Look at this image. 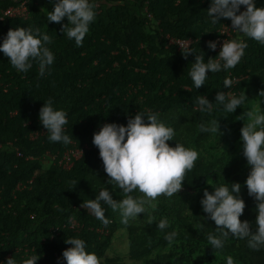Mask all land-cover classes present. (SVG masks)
<instances>
[{
	"label": "trees",
	"instance_id": "1",
	"mask_svg": "<svg viewBox=\"0 0 264 264\" xmlns=\"http://www.w3.org/2000/svg\"><path fill=\"white\" fill-rule=\"evenodd\" d=\"M24 1L26 15L4 11ZM95 19L81 46L61 32L60 23L47 19L49 0H0V40L9 28L39 27L52 37L48 45L54 62L43 76L38 66L17 72L0 52V261L13 257L22 264L38 255L35 264H66L62 250L69 236H79L100 264H264V247L254 250L246 239L224 237L221 249L211 248L207 234H218L214 221L203 212V190L238 182L245 207L241 220L255 231V201L244 183L250 166L242 154L240 128L247 111L259 105L264 89V44L242 37L248 44L240 62L231 69L207 73L205 84L192 85L188 69L197 53L205 60L219 50L206 42L228 18L213 24L207 15L210 0H93ZM264 6V0H255ZM241 6L240 10H243ZM167 35L191 38L194 52L184 55ZM242 36V34H236ZM183 50V49H182ZM228 77L230 88L223 85ZM217 91L248 98L245 105L225 113L215 102ZM212 102L210 112L199 111L198 96ZM49 97L67 113L68 144L50 142L38 119V110ZM138 111H154L173 127L176 142L198 152L182 187L171 197L160 195L128 224L118 211L105 207V225L83 208L106 187L113 199L124 193L104 172L92 134L106 122L126 124ZM217 119L219 133H204L202 122ZM75 149L80 150L74 157ZM66 157L71 165L66 167ZM69 159V160H70ZM76 184L74 185V183ZM143 196L139 191L130 193ZM149 217L152 222L148 223ZM167 218L161 230L156 224ZM74 221V222H73ZM202 225V226H201ZM175 231L173 240L165 239ZM114 243H117L116 245Z\"/></svg>",
	"mask_w": 264,
	"mask_h": 264
},
{
	"label": "clouds",
	"instance_id": "2",
	"mask_svg": "<svg viewBox=\"0 0 264 264\" xmlns=\"http://www.w3.org/2000/svg\"><path fill=\"white\" fill-rule=\"evenodd\" d=\"M49 3L53 4V8L47 11V19L60 23L66 17L67 23L62 25L61 32L69 40H74L76 46H81L90 23L95 19L93 0H49ZM241 6H244L243 10H240ZM207 15L213 24L220 18H228L231 22L223 23L217 29V35L206 42L209 49L218 50L215 39L224 37L223 32H220L222 27L228 28L227 39L220 43L216 55L205 60L203 52H199L191 62L188 76L195 88L205 84L207 73L231 69L240 62L248 47L242 37L264 44V6H255V0H210ZM238 33L242 36L235 38ZM179 39H190L193 42L191 38ZM51 42L52 37L39 27L17 26L9 28L0 40V52L8 57L17 72H27L35 62L39 75L43 76L55 59L48 47ZM190 44L179 45L184 55L194 52ZM232 84L231 78L223 80L227 88ZM227 94L217 91L215 102L228 114L237 106L245 105L248 99L244 93L237 95L229 91ZM258 96L260 105L264 103V89L259 90ZM196 103L201 112L212 110V102L205 96H198ZM246 115L248 119L240 128L239 138L242 141V154L250 166L244 183L248 195L255 201V231H250L248 220L240 219L245 207L244 200L239 196L240 184L225 181L218 185L212 184V192L203 190L200 205L216 225L218 234H207L208 243L215 249H221L224 246L223 238L230 234L231 237L246 239L251 249L264 247V110L258 106L254 111H247ZM38 119L46 129L50 142H70L71 137L64 129L68 123L67 113L54 107L51 97L40 106ZM199 129L204 133H219L218 121L202 122ZM174 136L173 127L154 111H138L127 118L126 124L106 122L100 125L98 131L92 134V143L98 148L104 172L124 195L119 200L113 199L109 190L102 186L94 198L83 201L81 206L107 225L110 221L105 216V207L101 204L103 201L107 207L119 212L121 223L128 224L139 213H145L146 206L155 208L156 204L152 202L158 196L171 197L176 194L182 187L185 173L193 169L199 154L197 150L179 142L170 146L167 141L173 140ZM133 191H139L143 196L134 197L130 194ZM152 219L149 217L148 223ZM168 225L167 218L160 219L156 224L161 230ZM175 236L176 232L171 231L166 233L165 239L171 241ZM65 243L70 245L62 250L66 264H100V258L95 252L87 250L86 242L79 236H69ZM37 259L38 255H30L22 264H35ZM0 264H18V261L11 256L6 261H0ZM226 264H234L231 256L226 257Z\"/></svg>",
	"mask_w": 264,
	"mask_h": 264
},
{
	"label": "built area",
	"instance_id": "3",
	"mask_svg": "<svg viewBox=\"0 0 264 264\" xmlns=\"http://www.w3.org/2000/svg\"><path fill=\"white\" fill-rule=\"evenodd\" d=\"M4 13L6 15H9V16H12V15H15V14H17V15H26L27 11H25L24 1H21L20 4H18L16 6H10V7H8L4 11ZM1 18L2 17L0 15V19ZM221 31L223 32L222 34H224V37L219 36V37H217L215 39V41H217V49L218 50H219L220 43H222V41L224 39H227L225 37H226V35L229 34V30L226 27H224V28L222 27L221 30H220V32ZM167 38H168V43L175 44L179 49H181L179 45L190 44V42H191L190 39H179V38H173V37H170V36H167ZM80 152H81L80 150L75 149V151L73 152L74 157H78V155L80 154ZM69 159H70V157H66L65 166H66V164H70L71 165V159L70 160ZM66 167H68V166H66Z\"/></svg>",
	"mask_w": 264,
	"mask_h": 264
},
{
	"label": "rangeland",
	"instance_id": "4",
	"mask_svg": "<svg viewBox=\"0 0 264 264\" xmlns=\"http://www.w3.org/2000/svg\"><path fill=\"white\" fill-rule=\"evenodd\" d=\"M70 164H66V166H69ZM115 245L117 244V243H114Z\"/></svg>",
	"mask_w": 264,
	"mask_h": 264
}]
</instances>
